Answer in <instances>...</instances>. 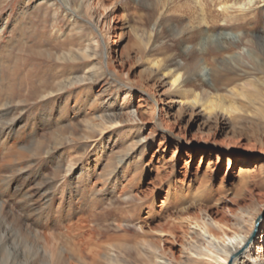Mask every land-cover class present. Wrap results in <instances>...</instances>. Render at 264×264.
I'll use <instances>...</instances> for the list:
<instances>
[{"label":"rangeland","instance_id":"rangeland-1","mask_svg":"<svg viewBox=\"0 0 264 264\" xmlns=\"http://www.w3.org/2000/svg\"><path fill=\"white\" fill-rule=\"evenodd\" d=\"M68 1L0 0V89L28 78L54 92L1 94V141L20 162L0 167V264H77L80 218L96 264H199L194 220L230 234L239 205L264 213V9L201 0L203 24L192 0ZM216 70L227 124L203 118ZM259 232L247 264H264Z\"/></svg>","mask_w":264,"mask_h":264},{"label":"bare ground","instance_id":"bare-ground-1","mask_svg":"<svg viewBox=\"0 0 264 264\" xmlns=\"http://www.w3.org/2000/svg\"><path fill=\"white\" fill-rule=\"evenodd\" d=\"M87 1L90 3V0H81V4L83 2H87ZM192 1L194 3L193 5H195L196 7H198L201 10V12H202L201 21L203 24L204 23L206 24L205 14H204V12H205L204 7H206V5H204L201 2V0H192ZM62 2L65 5H69L68 0H62ZM80 5L76 6L75 9L78 10ZM102 5H103V3L101 4V6ZM218 7H219L220 12L224 15H226V14L229 15V13L234 10V13H236L239 16V18L240 17L243 18L247 15L248 11L254 10L256 7H261L264 9V0H234L233 3H229V2L223 3L222 2L221 4L218 5ZM262 40H264V38ZM41 43L42 42L40 41L39 45H41ZM31 48L32 47H30L28 49V51H31V52L29 53L27 51L26 52L27 55H25L24 57L22 55V57L20 59L22 61H27L26 64L27 63L32 64L33 60H38V58H39L38 57L39 53L32 51V50H34V47L32 48V50H31ZM88 57H90V55H88ZM150 72H153V70L150 69ZM48 76H50V75H48ZM51 77L53 78V76H51ZM209 77H212V78H210V81H211L210 84L209 83H206V84L201 83L204 86L203 91L206 93V100L203 103H201L202 108L204 107L205 109H208V112H209V115L204 116L203 118L206 121H215L216 123H217V121H219V122L224 121L227 124L228 122H227V120H225L224 114L227 115V113H230L231 110L224 106V104L222 103L223 99L212 96V94L210 93V90L216 89L217 81L222 80L225 77V74H222V72L216 70V71H213L212 73H210ZM52 78H50V79H52ZM28 80H29L28 78H23L21 80L22 84L19 85V88L17 87L14 91H12L13 90V88H12L11 93H9V91H8L9 94L6 93L7 91L5 93H3V89H0V107L4 106L3 101H1L2 100L1 99L2 93L5 94V96L7 94V98L9 101H12L13 95H17V96H19V98H22L23 102H28L34 98L49 97L50 95H52L54 93L53 91H49V88H50L49 84L50 83H48L47 80H44V79L40 80L39 86H33L30 84L27 87V85L29 84ZM176 80H179L178 77H176L174 79V81H176ZM223 81H224V82H222L223 84L225 82H229V80H227V79L225 80V78L223 79ZM68 82L70 85H72V84H76V83H81L82 80H76V81L70 80ZM23 87H26V89L23 90ZM171 87H172V84L169 86V88H171ZM9 89H11V87ZM5 96H4V98H5ZM193 110H195V108L192 109V113H193ZM233 111L235 112V110H233ZM7 113H9V112H6V114ZM11 123H12V120H10L8 122L4 121L0 125V136L3 135L5 130H7V131L10 130ZM1 140H2V137H0V148L1 149L3 148L4 154L0 157V167L12 164L14 162V160H16V162L19 161L20 160L19 159L20 154L16 150L14 152L12 151L13 148L15 147L16 143L14 141H11L10 145H5L4 143L7 141L6 138H3V141H1ZM67 171H70L69 166L67 167ZM1 210H2V207H1ZM232 217L235 221V226L238 228V230L233 231L230 234H229V231H231V230L228 228V225L215 223V224H213V226H211V225L209 226V224H210L209 220H208V222H207V220L206 221L202 220L201 222L194 220L193 224L195 225V227H197L199 229V233L201 234V238L203 240H205V243L207 244L206 247L199 249V251L197 253H194V255L196 257L194 261L196 263H199V264H227L228 261L231 260V264H247L246 261L248 260V258H250V256L248 254L251 253L253 250H255L256 244L259 243V234H261L259 231H262V234H263L262 239H264V233H263L264 232V220L261 222V227L258 230V234H257L258 237L256 236L252 240L251 234L255 228V221H256L257 215L256 214L251 215L248 211H245L244 209H242V205H239L238 211L233 213ZM79 223H80L79 225L75 226L77 228V230L75 228L76 231H74V232H78V234L75 233L78 235L77 236L78 241H77L76 245H78V242H79V248H78V250L76 249L77 251L75 254L77 257V264H96V261L98 260L97 257H100L99 255H101L100 252L102 249L101 248L102 245L96 246L95 243H93L92 229H91V226L86 225L87 220L80 218ZM190 223L192 224V222H190ZM72 225H70L68 227V229ZM84 228H86V229H84ZM139 228L141 229L142 226H139ZM71 229H69V230H71ZM215 231H218V232L216 233ZM65 232H66V230H65ZM69 233L71 234V231ZM65 234H68V233H65ZM70 234H68L67 236H69ZM72 237H73V235H72ZM73 244H75V243H73ZM157 253H158V251L155 250V254H154L155 259L156 258L158 259L157 255H156ZM28 256H30L29 253H28ZM113 257L114 256L109 255L110 259H113ZM104 258H105V256H104ZM254 259L256 260V258H254ZM109 262L110 261H108V263ZM70 264H72V263H70ZM154 264H158V263L154 262Z\"/></svg>","mask_w":264,"mask_h":264},{"label":"water","instance_id":"water-1","mask_svg":"<svg viewBox=\"0 0 264 264\" xmlns=\"http://www.w3.org/2000/svg\"><path fill=\"white\" fill-rule=\"evenodd\" d=\"M262 218H264V213L260 214V215L258 216V218L256 219V222H255V229H254V231L252 232L251 237H253V236L255 235L256 230H257V228H258V226H259V222H260V220H261ZM227 264H231V260H229Z\"/></svg>","mask_w":264,"mask_h":264}]
</instances>
